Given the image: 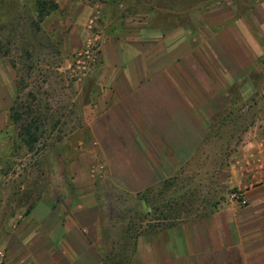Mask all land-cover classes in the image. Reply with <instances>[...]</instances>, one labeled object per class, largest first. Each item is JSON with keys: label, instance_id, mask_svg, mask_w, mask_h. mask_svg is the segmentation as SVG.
I'll return each mask as SVG.
<instances>
[{"label": "rangeland", "instance_id": "374dc122", "mask_svg": "<svg viewBox=\"0 0 264 264\" xmlns=\"http://www.w3.org/2000/svg\"><path fill=\"white\" fill-rule=\"evenodd\" d=\"M82 6L93 10L81 17ZM260 7L264 0H0V72L9 69L7 78L16 85L9 108L0 111L7 116L0 130V264L9 263L5 246L17 229L40 226L27 217L45 203L70 215L97 192L111 238L132 216L133 239L146 224L186 227L220 203L228 207L230 195L252 183L246 160L264 148V34L254 19ZM120 31L142 35L143 47L153 52L157 37L180 43L182 55L194 54L213 80L220 75L211 54L242 57L238 46L244 42L246 59H258L239 81L222 79L226 89L214 100L196 155L174 165V177L145 199L116 188L106 169L95 172L105 167L91 131L104 88L97 72L105 38ZM89 44L96 64L75 80L74 58ZM30 122L36 143H28L23 129Z\"/></svg>", "mask_w": 264, "mask_h": 264}, {"label": "crops", "instance_id": "0c3cea01", "mask_svg": "<svg viewBox=\"0 0 264 264\" xmlns=\"http://www.w3.org/2000/svg\"><path fill=\"white\" fill-rule=\"evenodd\" d=\"M92 10L82 6L79 15ZM254 19L264 34V8L256 10ZM144 39L135 31L105 38L97 72L104 86L97 106L101 111L91 121L109 180L136 197L173 178L174 165L196 155L214 100L226 89L219 86L222 79L239 81L258 60L246 59L244 42L238 46L242 57L211 54L220 75L213 80L194 54L182 55L180 43L157 37L153 52L143 47L148 44ZM119 44L130 48L123 52ZM260 44L254 36L259 56ZM5 71L0 72V111L9 108L16 90L14 78H7L11 71ZM6 121L0 112V130ZM241 185L247 207L220 203L216 212L186 227L152 222L157 226L141 227L134 240L132 216L111 238L97 192L70 215L60 216L51 203L42 204L27 217L40 226L17 229L5 246L11 251L7 264H264V182ZM140 203L150 211L146 201Z\"/></svg>", "mask_w": 264, "mask_h": 264}, {"label": "built area", "instance_id": "2783aa9c", "mask_svg": "<svg viewBox=\"0 0 264 264\" xmlns=\"http://www.w3.org/2000/svg\"><path fill=\"white\" fill-rule=\"evenodd\" d=\"M94 47L89 44L82 52L76 54L72 69L71 77L75 80L81 81L83 78L87 77L93 65L96 64L94 59ZM104 166H100L95 172L100 173L104 170ZM245 169L248 177L252 179V183L264 182V148L259 152L254 153L245 162ZM245 190H240L232 193L229 197V202L234 207L245 208L248 206V200L244 194Z\"/></svg>", "mask_w": 264, "mask_h": 264}, {"label": "trees", "instance_id": "16d2710c", "mask_svg": "<svg viewBox=\"0 0 264 264\" xmlns=\"http://www.w3.org/2000/svg\"><path fill=\"white\" fill-rule=\"evenodd\" d=\"M36 123H37V121H36ZM33 125L34 124H32L31 122L29 123V124H27V125H25V126H23L24 128V131L26 132V135H28L29 137H31V141H29L28 143H36L37 142V137L35 136V135H33L31 132H32V129H33ZM34 129H36L35 128V126H34ZM151 190H148V191H146L145 193H143V194H139V196L140 197H143L144 196V199H145V194H147V193H149ZM147 198V197H146ZM144 201V200H143ZM131 239H133V236L131 237ZM135 239V238H134ZM133 239V240H134Z\"/></svg>", "mask_w": 264, "mask_h": 264}]
</instances>
